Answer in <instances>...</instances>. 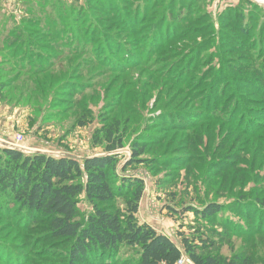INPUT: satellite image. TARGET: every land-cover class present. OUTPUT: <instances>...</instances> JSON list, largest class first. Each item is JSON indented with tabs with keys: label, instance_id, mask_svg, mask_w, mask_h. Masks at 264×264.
<instances>
[{
	"label": "rangeland",
	"instance_id": "374dc122",
	"mask_svg": "<svg viewBox=\"0 0 264 264\" xmlns=\"http://www.w3.org/2000/svg\"><path fill=\"white\" fill-rule=\"evenodd\" d=\"M57 2L0 0V149L83 162L106 155L93 141L119 129V168L136 141L141 159L157 162L119 171L144 181L140 223L182 250V236L213 229L219 245L208 253L245 252L264 264V210L250 203L264 201V0H63L72 10ZM188 8L189 19L181 17ZM236 8L245 10L240 24L221 15ZM20 24L26 52L35 40L45 64L12 55L11 30ZM40 28L48 38L35 35ZM46 42L60 45L57 52L42 51ZM213 203L228 207L215 224L192 212L182 219L187 208ZM78 209L82 219L93 211L84 194ZM19 223L0 217V264H66L67 243ZM13 249L19 255L6 259Z\"/></svg>",
	"mask_w": 264,
	"mask_h": 264
},
{
	"label": "trees",
	"instance_id": "16d2710c",
	"mask_svg": "<svg viewBox=\"0 0 264 264\" xmlns=\"http://www.w3.org/2000/svg\"><path fill=\"white\" fill-rule=\"evenodd\" d=\"M174 1L181 3L183 0ZM57 3L60 4L61 10H72V6L68 8L63 0H58ZM86 3L77 4L79 11L83 12L86 9ZM189 9L181 12V17L189 19ZM252 10L248 12V18ZM243 12H245L243 8L227 9L222 11L221 15L225 18L231 17L236 23L239 19L246 18ZM146 13L145 11L142 14V21L147 18ZM119 15H121L120 11L112 17L117 19ZM136 18L137 16L133 15L132 21ZM122 21L124 23L128 21V24L131 22L130 17H122ZM243 21L247 31V21ZM29 22L34 26H36L34 23L41 26L42 20L30 19ZM22 23L25 25L26 21ZM234 23L231 24L235 25ZM24 25H14L11 30L14 49L12 55L16 54L15 58H22V61L28 63L43 60L45 64L44 54L32 50L35 40L34 43H29L27 49H31L29 53L26 52V43L22 39L24 35L22 31L26 32ZM32 31L35 32L36 29ZM47 34L46 29H41L35 35L39 38L44 36L48 38ZM151 35H154L153 32ZM9 41L8 37L5 38L7 44L11 43ZM45 44L41 46L42 51L45 49L54 53L60 46L50 42ZM23 47L24 55H20L19 52ZM42 70L45 68L41 66L37 69L38 72H43ZM259 80L263 86L264 76ZM105 132L106 130L102 131ZM121 132L110 127L103 139L100 140L99 136H96L93 145L104 147L106 155L85 159L83 162L40 154L28 156L19 150L0 149V217L17 218L23 222L19 223L20 225L16 224L17 226L25 225L29 229L44 230L49 241L62 240L67 243L66 264H179L185 257L188 260L186 264H256L245 252L229 258L219 253H208L219 245L218 240H213L211 237L215 231L213 229H208L209 233L197 231L193 234V240L182 236L184 248L182 250L170 238L159 234L148 224L140 223L137 215L145 192L144 181L139 178H127L120 172H126L142 163L156 165L157 162L142 160L141 156L146 152L143 148L144 144L136 141L132 150V159L119 168L121 159L117 151L124 147V136ZM119 133L121 135L117 136ZM82 194L93 207V211L85 219H82L78 209V199ZM118 199L124 200L122 207L116 203ZM250 203H254L260 211L264 210V201L257 199ZM224 208L228 207L217 203L202 209L191 206L184 211L182 219L187 217L186 213L192 212L196 215L197 221L213 225L224 217ZM2 245L0 244V248H4ZM8 252L6 254L8 260L12 256L16 258L19 255L14 249ZM130 253L135 255V259L130 260V263H120L117 260V258L123 259L125 254ZM22 258L25 262L26 255Z\"/></svg>",
	"mask_w": 264,
	"mask_h": 264
},
{
	"label": "built area",
	"instance_id": "2783aa9c",
	"mask_svg": "<svg viewBox=\"0 0 264 264\" xmlns=\"http://www.w3.org/2000/svg\"><path fill=\"white\" fill-rule=\"evenodd\" d=\"M186 263H188V260L183 259V261H181L179 264H186Z\"/></svg>",
	"mask_w": 264,
	"mask_h": 264
},
{
	"label": "water",
	"instance_id": "95a60500",
	"mask_svg": "<svg viewBox=\"0 0 264 264\" xmlns=\"http://www.w3.org/2000/svg\"><path fill=\"white\" fill-rule=\"evenodd\" d=\"M15 150V149H14Z\"/></svg>",
	"mask_w": 264,
	"mask_h": 264
}]
</instances>
